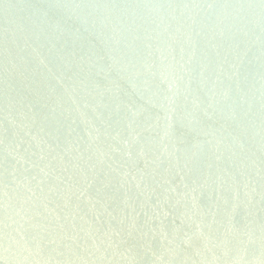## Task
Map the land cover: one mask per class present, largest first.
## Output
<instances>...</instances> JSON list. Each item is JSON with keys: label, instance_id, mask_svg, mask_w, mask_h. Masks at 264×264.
Instances as JSON below:
<instances>
[{"label": "water", "instance_id": "1", "mask_svg": "<svg viewBox=\"0 0 264 264\" xmlns=\"http://www.w3.org/2000/svg\"><path fill=\"white\" fill-rule=\"evenodd\" d=\"M0 264H264V0H0Z\"/></svg>", "mask_w": 264, "mask_h": 264}]
</instances>
